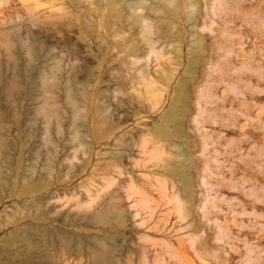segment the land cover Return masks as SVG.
<instances>
[{"label":"rangeland","instance_id":"rangeland-1","mask_svg":"<svg viewBox=\"0 0 264 264\" xmlns=\"http://www.w3.org/2000/svg\"><path fill=\"white\" fill-rule=\"evenodd\" d=\"M31 256L264 264V0H0V263Z\"/></svg>","mask_w":264,"mask_h":264},{"label":"bare ground","instance_id":"bare-ground-1","mask_svg":"<svg viewBox=\"0 0 264 264\" xmlns=\"http://www.w3.org/2000/svg\"><path fill=\"white\" fill-rule=\"evenodd\" d=\"M143 20H144V19H143ZM140 22H142V19H140ZM119 35H120V34H119ZM117 40H118V39H117ZM150 40H151V39H150ZM101 41H102V40H101ZM147 42H150V43H149V45H150V47H151L150 49L154 51V49H152V48H153V44H152V42L149 41V39L147 40ZM153 43H154V42H153ZM149 45H148V46H149ZM131 48H132V46H131ZM130 50H131V49H130ZM151 50H150V51H151ZM154 52H155V51H154ZM149 53H150V52H149ZM151 53H152V52H151ZM130 59H132V58H130ZM137 59H138L137 57L133 58L134 62H135V61H139V59H138V60H137ZM140 59H141V58H140ZM143 59H144V58H143ZM143 61H144V60H143ZM139 62H140V61H139ZM135 63H136V62H135ZM146 64H147V63H146ZM145 69H146V68H145ZM139 72H140V71H139ZM140 73L142 74L143 72H140ZM140 73H139V74H140ZM136 74H138V73L136 72ZM145 74H147V73L144 72L142 75H143V76H147V75H145ZM142 78H143V77H142ZM146 78H147V77H146ZM146 78L144 77L143 80H144V81L147 80ZM140 79H141V78H140ZM149 82H151V81H149ZM146 84H147V82H146ZM151 84H152V83H151ZM145 91H146V90H145ZM27 249L29 250L28 247H27ZM26 252H27V251H26ZM25 255H26V253H25ZM22 257H23V256H22ZM17 260H18V259H17ZM27 260H28V259H27ZM41 260H42V259H41L40 256H39V257H37V256H34V257L31 256V257H30V261L33 262L32 264H41ZM22 261H23V260H22ZM20 262H21V261H20ZM0 264H1V263H0ZM21 264H25V263L22 262Z\"/></svg>","mask_w":264,"mask_h":264}]
</instances>
